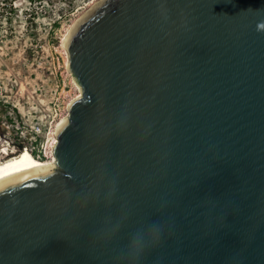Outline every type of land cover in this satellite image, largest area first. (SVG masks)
Returning <instances> with one entry per match:
<instances>
[{
	"label": "water",
	"instance_id": "1",
	"mask_svg": "<svg viewBox=\"0 0 264 264\" xmlns=\"http://www.w3.org/2000/svg\"><path fill=\"white\" fill-rule=\"evenodd\" d=\"M62 42L81 93L0 177V264H264V0H95Z\"/></svg>",
	"mask_w": 264,
	"mask_h": 264
},
{
	"label": "rangeland",
	"instance_id": "2",
	"mask_svg": "<svg viewBox=\"0 0 264 264\" xmlns=\"http://www.w3.org/2000/svg\"><path fill=\"white\" fill-rule=\"evenodd\" d=\"M92 1L0 0V74L7 80L12 77L14 93L26 94L31 100L29 103L39 105L51 124L65 109L61 93L64 87H74V94L79 90L78 84L72 83V74L64 73L63 55L59 50L61 33ZM57 19L60 26L53 27ZM5 114L3 107L0 118ZM26 132L29 135L26 141L32 145V134ZM47 132L35 142L34 152L37 156L40 154V158H46ZM7 137L11 143L5 138L0 139V160L6 157L1 150H7L9 154L18 151L12 141L16 137L13 134Z\"/></svg>",
	"mask_w": 264,
	"mask_h": 264
},
{
	"label": "built area",
	"instance_id": "3",
	"mask_svg": "<svg viewBox=\"0 0 264 264\" xmlns=\"http://www.w3.org/2000/svg\"><path fill=\"white\" fill-rule=\"evenodd\" d=\"M11 82L12 77L7 80L0 74V109L3 107L6 109L4 118H0V139L5 138L10 142L7 136L13 134L25 142L24 149L29 148L31 152H34L35 142L38 141V137L48 131L51 120L40 110L39 105L29 103L31 100L29 97L26 98V94L14 93V86ZM2 129L6 132H2ZM26 131L32 134V145L26 141L29 137ZM38 156L41 155L38 154Z\"/></svg>",
	"mask_w": 264,
	"mask_h": 264
},
{
	"label": "bare ground",
	"instance_id": "4",
	"mask_svg": "<svg viewBox=\"0 0 264 264\" xmlns=\"http://www.w3.org/2000/svg\"><path fill=\"white\" fill-rule=\"evenodd\" d=\"M95 1V0H94ZM93 2V1H92ZM90 2L88 4V6L92 3ZM87 6V7H88ZM85 10V9H84ZM83 10V11H84ZM81 11L79 13V15L83 12ZM78 15V16H79ZM77 16V17H78ZM76 17V18H77ZM75 18V19H76ZM74 19V20H75ZM74 20L68 25V26H63L65 31H63V33H61V41H60V46H59V50L63 55V62H64V73H71L69 71V69L67 68V49L64 46L62 40L64 35L67 33L68 29L70 28V26L72 25V23L74 22ZM72 76V75H71ZM72 83L77 84V82L74 80L73 76H72ZM79 88V86H78ZM77 91V90H76ZM74 92V87H69L66 88L64 87V89L62 90V97H63V102H64V111L63 113L60 114V117L58 118V120L56 122H52L49 131L47 132V140L45 142V155L46 158L42 159L39 156H35L31 150L29 148H25L22 151H20L19 153H15L14 155L9 154V152L7 150H1L3 152H5V158L0 160V177L13 172L15 170H19V169H23V168H27V167H31L34 165H38V164H42V163H48L53 161L54 159V155H53V151H52V146L51 144L56 140V136L53 134L54 129L57 127L58 123L60 122V120L67 114L68 112V108H67V102L73 98L74 96L80 94L81 92H79V90L77 92ZM67 110V112H66Z\"/></svg>",
	"mask_w": 264,
	"mask_h": 264
},
{
	"label": "trees",
	"instance_id": "5",
	"mask_svg": "<svg viewBox=\"0 0 264 264\" xmlns=\"http://www.w3.org/2000/svg\"><path fill=\"white\" fill-rule=\"evenodd\" d=\"M60 26V20L59 19H57V20H55L54 21V24H53V27H59ZM13 141V143L18 147V151H17V153H19L20 151H22L23 149H24V146H25V142L23 141V140H21V139H18L17 137L14 139V140H12ZM35 156H37V154H36V152H32ZM11 155H14V154H11ZM42 158H44L43 156H42Z\"/></svg>",
	"mask_w": 264,
	"mask_h": 264
},
{
	"label": "clouds",
	"instance_id": "6",
	"mask_svg": "<svg viewBox=\"0 0 264 264\" xmlns=\"http://www.w3.org/2000/svg\"><path fill=\"white\" fill-rule=\"evenodd\" d=\"M154 233H158V226H152ZM154 239L158 238V235L153 236ZM134 244L142 250L143 244H144V237L143 235L138 234L136 237H134Z\"/></svg>",
	"mask_w": 264,
	"mask_h": 264
}]
</instances>
